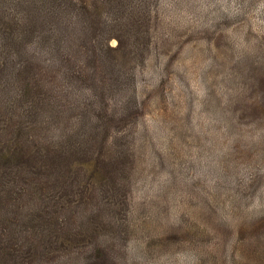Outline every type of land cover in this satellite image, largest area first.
<instances>
[{
	"label": "rangeland",
	"instance_id": "rangeland-1",
	"mask_svg": "<svg viewBox=\"0 0 264 264\" xmlns=\"http://www.w3.org/2000/svg\"><path fill=\"white\" fill-rule=\"evenodd\" d=\"M16 1L0 0V34L29 17ZM124 9L117 52L74 45L87 83L49 106L57 119L37 143L63 174L24 223L46 207L60 229L44 222L39 242L11 227L0 264H264V0ZM4 41L0 107L27 63Z\"/></svg>",
	"mask_w": 264,
	"mask_h": 264
},
{
	"label": "trees",
	"instance_id": "trees-1",
	"mask_svg": "<svg viewBox=\"0 0 264 264\" xmlns=\"http://www.w3.org/2000/svg\"><path fill=\"white\" fill-rule=\"evenodd\" d=\"M16 3L24 4L31 12L26 19H16L12 31L0 34L1 45H6L4 40L10 36L13 45H24L27 52V63L13 66L10 74L18 76L13 75L12 95L6 96V106L0 107V235L11 234V227H21L40 242L44 222H50L54 231L61 225L58 211L48 215L46 207L36 213V225L26 227L24 223L31 216L30 209L40 207L44 194L63 174L58 161L61 155L50 148L51 143L44 147L40 142L53 130L52 120L57 119L48 116L49 106L59 102L64 91L87 83V69H78L74 45H106L107 52L118 51L110 46V40L119 36L116 32L124 20L125 0ZM40 45L56 47L41 51ZM43 53L56 57L41 61ZM6 69L8 64L4 62L0 65L1 77ZM15 244L12 254L18 251ZM21 262L29 264L27 258Z\"/></svg>",
	"mask_w": 264,
	"mask_h": 264
}]
</instances>
